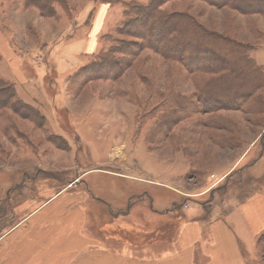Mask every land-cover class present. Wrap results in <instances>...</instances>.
Listing matches in <instances>:
<instances>
[{
  "label": "rangeland",
  "instance_id": "1",
  "mask_svg": "<svg viewBox=\"0 0 264 264\" xmlns=\"http://www.w3.org/2000/svg\"><path fill=\"white\" fill-rule=\"evenodd\" d=\"M163 7L190 12L210 29L256 44L254 58L264 65V12L220 8L203 0H171ZM124 8L114 0H68L66 7L56 5V14L47 16L26 0H0V47L16 54L10 60L0 50V79L15 84L17 104H23L21 98L41 112L36 118L23 107L16 105L15 112L0 104V200L10 192V209L35 184L43 187V199L67 185L94 189L117 201L118 209L111 215L106 205L90 199L95 236L119 253L149 257L172 247L180 222L226 212L235 202L264 191V88L250 97L248 89L222 94L225 102L234 97L238 102L207 112L204 98H196L206 76H190L146 47L118 75L120 65L114 67V77L91 80L80 74L84 78L74 82L71 76L93 56L79 55L80 45L93 40V25L102 27L95 51L102 45L108 49L111 42L103 36L115 33ZM122 40L136 42L132 36ZM68 54L78 57L67 63L72 68L66 71L57 59H68ZM116 56L120 60L122 51ZM14 58L17 74L10 65ZM177 92L192 103V111L184 107L158 133V118L168 108L160 102ZM90 169L95 171L84 174ZM103 170L107 173H97ZM128 173L165 181L172 188L147 187L127 179ZM17 184L25 187L22 197ZM10 213L0 219V228L19 219ZM258 238L252 247H244L248 264H264ZM201 260L197 263L205 264Z\"/></svg>",
  "mask_w": 264,
  "mask_h": 264
},
{
  "label": "crops",
  "instance_id": "2",
  "mask_svg": "<svg viewBox=\"0 0 264 264\" xmlns=\"http://www.w3.org/2000/svg\"><path fill=\"white\" fill-rule=\"evenodd\" d=\"M101 28L93 25V40L84 42V46L80 45L79 55L95 52L99 47L97 36ZM0 50L10 60L16 55L6 45L0 47ZM67 56L68 59H57L66 71L72 68L67 63L74 62L78 57L73 54ZM10 65L13 73L17 74L15 58ZM93 171L95 169H90L84 174ZM97 173L107 172L103 170ZM113 173L111 172L119 177ZM125 177L147 187L166 184L172 188L171 184L150 177L141 178L130 173ZM206 188L210 189V184ZM24 189L25 187L16 189L20 197ZM95 191L81 188L80 185L76 188L67 185L43 199L42 186L35 184L30 187L28 195H23L11 207L13 211L11 208L8 211L10 214H17L19 219L2 224L4 229L0 233V264H198L201 259L205 260V264H248L244 247H252L255 238L264 231V191L259 190L248 199L235 202L226 212L211 211L204 217H191L180 222L172 247L165 253L149 257H139L133 253L122 254L108 248L103 239L95 236L90 226L91 198L106 205L111 215L112 211L118 212L114 203L117 201L102 197ZM144 195L146 198L150 197L148 190L144 189ZM38 197L42 199L40 203ZM119 216L121 215L115 214L114 218ZM99 226L100 224L96 225L95 229L98 234L101 233Z\"/></svg>",
  "mask_w": 264,
  "mask_h": 264
},
{
  "label": "trees",
  "instance_id": "3",
  "mask_svg": "<svg viewBox=\"0 0 264 264\" xmlns=\"http://www.w3.org/2000/svg\"><path fill=\"white\" fill-rule=\"evenodd\" d=\"M26 1L27 4L38 6L41 12L47 16L56 14V5L66 7L68 4V0ZM114 1L124 4L125 8L123 19L116 26V34L106 33L103 36L104 39L111 42L110 47L103 49L102 45V48L100 47L93 52L92 58L71 76L74 82H76L77 78L78 80L84 78L80 74L90 76L91 80L105 76V74L104 78L114 77V75H110L114 67L116 68L117 65H120L116 74L118 75L125 69L126 64L128 65L137 57L138 51L146 47L164 60L175 61L190 76H206L205 84L199 90L201 96L197 95V90L196 98L198 102L204 98L201 103L207 108V112L222 109L225 106L224 103L229 106V104L236 105L238 102V100H235L238 97L231 98L228 102H225L220 97L222 94L248 89L247 96L250 97L253 93L258 90L262 91V88H264V65L259 64L254 58L257 49L256 44L210 29L190 12L164 8L163 5L171 0H147L146 2H140L139 0ZM203 1L211 6L220 8L229 6L238 11H244L246 10L244 7H247L248 9H253L252 11L264 12V0H240L244 1L242 3L235 2L236 0ZM123 36H132L136 39V42H126L122 40ZM132 47L133 49H131ZM125 48L129 50L123 51ZM120 51H122L123 56L119 60L116 55L120 54ZM125 56L130 57L129 61L125 60ZM121 64L123 67H121ZM0 94L5 96L4 102H0V104H4V108L11 107L15 111L17 106L23 107L36 118L41 114L37 107L23 101L20 97L19 101L23 104H17L18 101L13 98L14 95L17 96L18 94L15 84L3 78L0 79ZM173 94V96L167 98L163 97L162 102H160L161 107L167 105L168 108H163V114L158 118L159 125L161 124L156 128L158 133L162 134L165 131V124L169 125L173 116L180 110L186 108V111L188 109L190 112L192 111V103H188L189 101H186L185 96H182L179 92ZM232 100H235V102ZM209 101L214 102L216 105L220 104V106L215 107L216 105H214V107H210L208 106L211 104ZM194 105L197 106V103ZM54 138L57 139L59 137ZM59 140H61V137ZM262 145H264V142H262ZM22 187L19 184L15 186L16 189ZM9 193L6 194L3 200H0V219L5 218L9 213ZM1 226L0 233L4 229L3 225ZM258 245L264 251V231L259 235Z\"/></svg>",
  "mask_w": 264,
  "mask_h": 264
}]
</instances>
